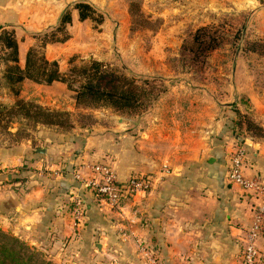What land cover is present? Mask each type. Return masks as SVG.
<instances>
[{"label": "crops", "instance_id": "crops-1", "mask_svg": "<svg viewBox=\"0 0 264 264\" xmlns=\"http://www.w3.org/2000/svg\"><path fill=\"white\" fill-rule=\"evenodd\" d=\"M41 1L36 3L39 7L30 10L25 2L15 5L12 12L17 14V20L8 19L6 14L9 11H2L6 8L2 3L0 25L6 27L9 23L25 22L28 29L40 31L57 22L60 11L70 4L67 0L57 8L58 5ZM210 2L235 11L259 12L264 9L262 0ZM38 12L41 16L32 21V14ZM84 21L78 19L75 9H71L70 33H73V26L80 27ZM30 45L31 42L18 40L20 65H23ZM52 50L57 48L48 44L46 57L57 59L58 56L49 54ZM22 83L53 96L67 91L66 85L59 81L50 85L29 80ZM234 85L236 88L226 101L214 100L216 111L219 105L226 104L225 107L231 109V121L235 105L264 127V88L251 85L243 91L241 84L235 82ZM49 95L48 99H52ZM197 97L199 95L194 94L189 105L184 100V113L199 110L195 116L198 119L190 124L186 121L191 119H172L167 113L163 116L159 104L148 109V125L142 131L138 129L132 133L129 145L121 139L119 151L116 145V159L111 162L114 168L119 166L122 180L129 172L145 173L150 180V189L144 194L132 195L123 202L120 210H116L96 199L88 190L79 188L80 196L87 198L88 203L85 202V222L76 230L72 226L71 210L63 199L68 202V181L71 185L77 183L67 175L62 176L58 169L70 164L107 161L110 156L104 155L106 135L90 134L78 156L69 157L68 146L60 148L49 132L42 135L44 144L33 147L28 140L24 142V149L17 156L2 155L0 150V227L29 245L48 250L53 260L66 258L71 264H80L90 255L92 260L95 255L93 246L98 257H112L115 252L120 261H128L130 257L136 264H147L143 246L156 245L160 247L157 255L164 264H233L237 259L235 254L241 248V236L252 222L253 198L227 181L229 156L234 145L243 146L246 150L245 175L258 177L264 182V134L254 137L245 131L241 140L226 136L225 142H218L216 135L224 121L222 115L219 119L210 118L208 124L201 121L202 105ZM70 104L67 109L73 110L75 104ZM212 107L213 103H210L211 111ZM201 125L209 128L203 129ZM120 135L123 138L126 134L121 132ZM27 147L32 149V155ZM38 149L45 151L37 152ZM64 151L65 154H59ZM14 173H19L20 179L12 181ZM49 176H54L63 193L54 190L55 181ZM62 196L65 198L61 199ZM95 214L102 216L97 223ZM111 217L115 218L112 224ZM263 241L264 235L257 238L256 245L260 247Z\"/></svg>", "mask_w": 264, "mask_h": 264}, {"label": "rangeland", "instance_id": "rangeland-1", "mask_svg": "<svg viewBox=\"0 0 264 264\" xmlns=\"http://www.w3.org/2000/svg\"><path fill=\"white\" fill-rule=\"evenodd\" d=\"M39 1L41 0H0V6L5 5L6 8H2V11L8 10L9 13L6 14L8 19L15 20L17 14L12 12L15 5L18 6L20 3L25 2L30 10L39 7L36 4ZM64 1L67 0H42L41 2H50L53 6L58 5L57 8H59L64 4ZM68 1L71 5L78 0ZM83 1L91 3L96 12L102 14L103 21L96 23L87 19L80 27L73 26L71 28L72 34L70 33L69 24L66 25L70 37L73 36V40H70L69 37L63 43H52L57 50L49 52V54L58 56L56 60L60 70L66 71L69 68V59L72 56L75 63H81L91 58L97 59L134 77L139 83L147 81L152 87V95L145 106L131 111H115L109 107L81 109L75 105L74 109L70 110L67 109V106L71 105L70 103L74 102V99L73 92L68 90L67 87V91L63 94L53 96L35 89L34 86L30 87L22 83L19 95L16 96L6 86H0V102L6 106L13 104L17 98H22L33 100V102L47 109L67 111L70 114L66 126L43 125L33 123L30 119L22 116H6L0 123V150L2 155L6 153L10 156L19 155L18 153L22 152L24 149L23 144L27 140L33 147L44 144L42 135L44 132H49L54 136V141L60 148L68 146L66 149L70 157L79 153L80 147L90 134L100 135L104 133L107 139L104 155L106 157L109 155V160L113 162L116 159L117 147L119 151L121 139L129 145L132 133L134 134L138 129L142 131L148 125V109H153L159 104L163 107L161 109L159 106L163 116H166L167 113L172 119H191V121L187 120L186 124L194 121L199 110L193 113L188 111L184 113L183 107L184 100L189 105V100L194 99V94L200 97L202 117L199 118L201 121L208 124L210 118L214 120L217 117L219 119V116L222 115L224 121L221 131L216 135L218 142H225L226 136L232 139L233 133L229 130L231 109L225 107V104L219 105L216 111L214 100L226 101L236 88L235 82L243 86V91L251 85L264 88V57L247 49L248 41L264 40V9L259 12H255V10L235 11L227 6L213 4L210 0ZM262 1L264 3V0ZM131 2L137 3L141 15L148 19L150 24L136 23L138 16L132 17L129 12ZM64 9L60 11L58 20ZM32 16V21H36L41 14L38 12L32 14ZM58 20L53 25L40 31H34L33 28L28 29L25 22L22 24L9 23L5 28L13 30L18 40L31 42L30 46H32L38 43L34 35L57 26ZM202 26L216 28L218 33L223 35V43L220 47L211 50L202 62L185 61L182 54L183 41ZM2 53L3 50L0 48V56ZM0 68H4V65L0 64ZM48 95L52 96V99H48ZM244 98L245 95L242 99ZM210 103H213L212 111L210 110ZM246 104L249 105L247 99ZM82 114H88L90 117H83ZM247 115L254 120L251 114ZM201 127L203 129L209 128L205 125H201ZM121 132L126 134L123 138L120 135ZM234 132L238 134L239 138L245 136L244 129H236ZM27 150L32 155V149L27 147ZM59 154H65V151ZM83 154L90 155L89 153ZM127 158L130 161L129 154ZM65 168H67V165L60 167L58 173L62 176L67 175L66 177L71 179L72 177L68 175L70 170ZM115 170L120 179L119 166H116ZM18 174L14 173L12 175V181L20 179ZM140 175L138 172H129L125 179ZM143 175L146 174L143 173ZM54 176H49L55 181L53 183L56 184L54 190L63 193V188L57 183ZM4 178H6V175ZM68 182L66 187L68 202L64 201L63 198L65 197L60 198L67 204L69 210H72V197L74 194L79 196L80 194L74 188L76 185H71L70 181ZM69 190L72 191L68 193ZM81 197L88 203L87 198ZM100 214L102 215V213ZM95 215L94 219L97 223L99 222L97 219L103 215ZM114 222L115 218L111 217V224ZM0 229L3 230L1 227ZM3 231L16 236L10 231ZM20 240L34 253L54 264H71L66 258L55 261L51 258L48 250L29 245L23 239ZM258 250L260 252L259 259L252 264H264V241L258 247ZM92 253L95 254L92 260L90 259L91 255L90 257L86 256L84 260L80 261V264H136L130 257L128 261L118 260L115 257V252H112V257H106V255L98 257L94 246ZM241 254L242 244L235 254L237 259L235 258L233 264H244ZM161 263L164 264L162 259Z\"/></svg>", "mask_w": 264, "mask_h": 264}, {"label": "trees", "instance_id": "trees-1", "mask_svg": "<svg viewBox=\"0 0 264 264\" xmlns=\"http://www.w3.org/2000/svg\"><path fill=\"white\" fill-rule=\"evenodd\" d=\"M71 9L77 11L80 21L87 19L96 23L103 21L102 14L97 13L91 3L83 0L75 1L61 13L57 26L34 35L38 43L27 48L23 65L19 64L18 39L15 32L0 26V48L3 50L0 64L4 65V68H0V86H6L17 96L24 80L46 85L59 81L73 92L77 108L109 107L115 111H131L145 106L153 93L147 81L139 83L134 77L93 58L75 63L72 56L69 59V68L62 71L56 59L46 57V45L63 43L69 39L70 34L66 25L71 22ZM129 12L132 17L138 16L136 23L150 24L148 19L141 15L137 3H130ZM222 43L223 35L218 33L216 28L202 26L183 41L182 54L185 61L202 62L211 50L220 47ZM247 49L264 57V40L248 41ZM233 110L234 117L231 119L229 130L232 131L234 137L241 140L234 132L236 129H244L254 137L263 136L264 127L260 123L239 111L235 105H233ZM6 116H22L33 123L43 125L66 126L70 114L67 111L47 109L33 100L17 98L9 106L0 102V123ZM82 116L90 117L88 114H82ZM75 165L70 164L65 169L72 170ZM86 217L87 210L85 209V219ZM152 248L157 253L160 250L159 245L152 246ZM0 264L54 263L34 253L16 236L0 229Z\"/></svg>", "mask_w": 264, "mask_h": 264}, {"label": "built area", "instance_id": "built-area-1", "mask_svg": "<svg viewBox=\"0 0 264 264\" xmlns=\"http://www.w3.org/2000/svg\"><path fill=\"white\" fill-rule=\"evenodd\" d=\"M246 150L234 145L229 156L226 179L241 188L244 194L253 198L252 222L241 236L244 264H252L259 259L256 245L258 237L264 235V182L258 177L245 175ZM69 175L77 183V190L86 189L96 199L103 200L111 209L120 210L123 202L137 193H146L150 189V180L146 175L133 176L120 181L111 160L105 162L79 163L70 170ZM80 188V189H79ZM72 226L78 229L85 219V201L78 194L72 197ZM147 264H162L161 258L152 247L143 246Z\"/></svg>", "mask_w": 264, "mask_h": 264}, {"label": "water", "instance_id": "water-1", "mask_svg": "<svg viewBox=\"0 0 264 264\" xmlns=\"http://www.w3.org/2000/svg\"><path fill=\"white\" fill-rule=\"evenodd\" d=\"M45 150L44 149H38L37 152L43 153Z\"/></svg>", "mask_w": 264, "mask_h": 264}]
</instances>
